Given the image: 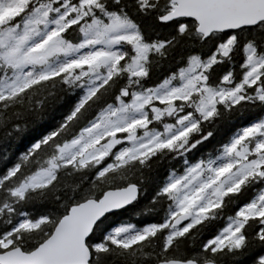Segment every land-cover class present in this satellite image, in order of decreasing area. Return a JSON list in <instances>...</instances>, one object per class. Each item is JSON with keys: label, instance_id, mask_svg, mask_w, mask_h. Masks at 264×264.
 I'll list each match as a JSON object with an SVG mask.
<instances>
[{"label": "snow or ice", "instance_id": "obj_1", "mask_svg": "<svg viewBox=\"0 0 264 264\" xmlns=\"http://www.w3.org/2000/svg\"><path fill=\"white\" fill-rule=\"evenodd\" d=\"M0 145V264H264V0H0Z\"/></svg>", "mask_w": 264, "mask_h": 264}, {"label": "trees", "instance_id": "obj_2", "mask_svg": "<svg viewBox=\"0 0 264 264\" xmlns=\"http://www.w3.org/2000/svg\"><path fill=\"white\" fill-rule=\"evenodd\" d=\"M20 147L21 146H20L19 142H17L15 146H13V145H8L7 146V148L10 149L13 152L19 151ZM4 151H5V146L0 145V154H2Z\"/></svg>", "mask_w": 264, "mask_h": 264}]
</instances>
